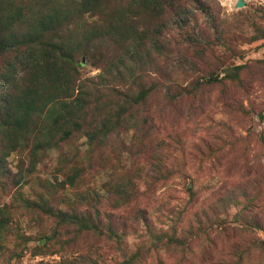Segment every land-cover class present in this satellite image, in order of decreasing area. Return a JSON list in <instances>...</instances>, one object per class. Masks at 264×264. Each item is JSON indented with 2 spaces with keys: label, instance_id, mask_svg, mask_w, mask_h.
I'll return each instance as SVG.
<instances>
[{
  "label": "rangeland",
  "instance_id": "374dc122",
  "mask_svg": "<svg viewBox=\"0 0 264 264\" xmlns=\"http://www.w3.org/2000/svg\"><path fill=\"white\" fill-rule=\"evenodd\" d=\"M183 1L188 4L180 16L190 18V32H176L166 72L157 48L150 54L148 48L140 52L144 45L136 47L139 36L134 48L126 47L127 55L118 45L109 50L113 60L125 57L137 68L133 77L115 72L110 86L100 88L101 69L91 63L80 69L82 78L100 90L96 104L101 110L130 89L138 93L158 81L159 93L150 101L133 109L130 101L125 104V115L132 118L129 129L119 128L104 146L92 147L76 132L34 160L27 150L9 151L0 133V206L11 211L9 230L0 240V264H122L137 251L146 256L143 264H264V0H247L242 9L225 0ZM180 16L172 20L174 26L184 25ZM87 18L91 24L99 21ZM132 18L152 24L147 43L159 40L167 50L163 17L144 12ZM83 27L84 20L77 18L74 28L83 32ZM223 37L225 46L218 42ZM195 38L200 46L216 41L211 48L219 60L206 66L196 57L192 64L196 52L177 50ZM236 66H241L237 79L174 104L164 100L167 87L181 92L193 78L234 74ZM168 70L171 79L165 82ZM152 126V137L137 136L139 129ZM72 166L84 171L75 187L67 184ZM165 170L173 177L155 183ZM125 195L128 203L113 209ZM48 210L76 212L102 233L64 225ZM175 235L184 245L164 248Z\"/></svg>",
  "mask_w": 264,
  "mask_h": 264
},
{
  "label": "trees",
  "instance_id": "16d2710c",
  "mask_svg": "<svg viewBox=\"0 0 264 264\" xmlns=\"http://www.w3.org/2000/svg\"><path fill=\"white\" fill-rule=\"evenodd\" d=\"M117 1L119 0H0V83H3V89L0 90V133L6 140L9 151L27 150L34 160L45 150L68 141L76 132L88 138L89 147L99 144L104 146L105 141L117 129L130 128L132 118L125 115L129 111L125 106L128 101L133 109L159 93L157 81L138 93L130 89L118 97L122 99L117 98L115 102L107 103L101 110L96 104V96L100 90L90 85L91 80L83 79L80 75L84 64L91 63L101 69L99 80L102 83L98 84L100 88L110 86L109 79L115 72L121 76L126 75L128 79L133 77L137 68L128 66L125 57L119 56L113 60L109 50L112 45H118L127 55L129 52L126 47H133L138 36L140 42L136 47L144 45L140 52L148 48L150 54L157 48L158 57L165 58L166 72L169 69L166 53L175 45L176 32H190V18L186 20L185 16H180V10L187 8L188 4L183 0ZM109 5L112 8L108 9ZM144 12L148 16L163 17L164 46L167 50L164 51L159 40L153 39L150 45L147 43L145 34L147 29L152 28V24L132 18V15L142 16ZM89 15L98 17L99 21L89 23ZM176 16H180L183 26H178L179 21L174 26L172 20L177 21ZM77 18L84 20L83 32L74 28ZM152 21L155 26L159 25L158 18H152ZM214 29L216 30V26ZM199 41V38L191 39L177 50L196 52L197 56H190L192 64H196V57L198 62H203L206 66L213 60H219L217 50L211 48L218 45L216 41H207L203 46L197 45ZM218 42L225 46L224 37ZM100 52H103V56L97 58ZM135 52H138L136 48ZM147 64L143 63L144 66ZM199 69L201 72L204 70L200 65ZM240 70L241 66H236L234 74L226 71L223 77L202 74L185 82L180 87L181 92H172L167 87L164 100L174 104L225 80L237 79V72ZM152 73L154 72L151 71L150 75ZM170 73L168 70L166 77L164 76L165 82L171 79ZM184 73L185 81H188L189 70L184 69ZM148 77L151 79V76ZM105 103L102 100V104ZM155 131L154 126L139 129L137 136L143 134L152 137ZM161 150L164 151L163 145ZM71 170V174L67 175V184L75 187L84 171L73 166ZM173 173L172 170H165L158 173L154 181L166 183L169 177H173ZM189 193H193L192 188H189ZM129 195H125V200L115 203L113 209H122L128 203ZM26 208H31V203L28 202ZM38 209L43 210V206H34V210ZM48 214L55 215L64 225L102 233L100 226L91 227L87 221L80 220L85 218H79L76 212L58 210L55 213L48 210ZM109 217L113 220L114 216L110 213ZM10 222L11 211L6 206H0V240L8 232ZM107 233L111 240L113 230L109 229ZM176 235L164 243L163 247H182L184 243ZM145 260L146 256L137 251L122 264H143Z\"/></svg>",
  "mask_w": 264,
  "mask_h": 264
},
{
  "label": "water",
  "instance_id": "95a60500",
  "mask_svg": "<svg viewBox=\"0 0 264 264\" xmlns=\"http://www.w3.org/2000/svg\"><path fill=\"white\" fill-rule=\"evenodd\" d=\"M246 6V1L245 0H240L237 5H236V8L238 9H242V8H245Z\"/></svg>",
  "mask_w": 264,
  "mask_h": 264
},
{
  "label": "bare ground",
  "instance_id": "6f19581e",
  "mask_svg": "<svg viewBox=\"0 0 264 264\" xmlns=\"http://www.w3.org/2000/svg\"><path fill=\"white\" fill-rule=\"evenodd\" d=\"M230 2L231 4H233V5H235V4H237L240 0H225V2ZM245 1H247V0H245Z\"/></svg>",
  "mask_w": 264,
  "mask_h": 264
},
{
  "label": "built area",
  "instance_id": "2783aa9c",
  "mask_svg": "<svg viewBox=\"0 0 264 264\" xmlns=\"http://www.w3.org/2000/svg\"><path fill=\"white\" fill-rule=\"evenodd\" d=\"M220 1H222V0H220Z\"/></svg>",
  "mask_w": 264,
  "mask_h": 264
}]
</instances>
